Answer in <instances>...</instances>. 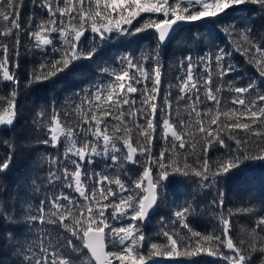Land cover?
<instances>
[{
	"label": "snow or ice",
	"instance_id": "6c2138e0",
	"mask_svg": "<svg viewBox=\"0 0 264 264\" xmlns=\"http://www.w3.org/2000/svg\"><path fill=\"white\" fill-rule=\"evenodd\" d=\"M184 25L196 28L175 62L181 74L165 79ZM144 33L139 54L106 56ZM21 48L34 61L24 87L39 93L73 75L89 87L34 108L28 145L53 151L32 170L43 176L10 186L28 146L15 135ZM0 133L10 134L0 136V264H264V185L226 205L227 191L264 170V0H0ZM205 195L215 226L202 233L192 220ZM237 215L248 218L242 235Z\"/></svg>",
	"mask_w": 264,
	"mask_h": 264
},
{
	"label": "trees",
	"instance_id": "16d2710c",
	"mask_svg": "<svg viewBox=\"0 0 264 264\" xmlns=\"http://www.w3.org/2000/svg\"><path fill=\"white\" fill-rule=\"evenodd\" d=\"M29 10L26 8L24 9L25 14H27ZM147 15V14H145ZM259 26V25H258ZM184 31L180 32L178 35L177 40L173 41L172 45L168 49L169 55L164 59V63L166 64L165 71L167 72V76L165 79H168L172 75H178L175 68V62L181 56V49L185 43L186 37L190 34V32L195 31L196 26L194 25H184ZM150 33L141 34V38H138L137 43L129 44L127 47L117 46L109 49L106 53L107 57H112L118 55L124 51H130L132 49H137V54H139L140 49L148 48L150 41L147 38ZM219 46L223 47L227 41L220 37L217 40ZM25 46H29L27 42H25ZM188 47L193 49V55L197 53V46L188 42ZM175 53V56L172 55ZM186 54V53H184ZM237 60L240 61V68L243 74L245 75H254V69L251 68L249 65L244 63L243 57L237 56ZM82 63L87 64L88 61H83ZM20 67L18 69H13L17 72L20 80L22 81L21 88L22 92L20 97H18L20 101V105L22 106L23 110V117L17 123L15 128V135L18 142L21 145H28V139L34 135L31 131V123L32 119L35 115L34 108L36 111L39 110V107H44L45 104L52 101V98L55 97V101L57 105H64L66 98L71 97L72 92L79 91L80 88L89 87V83L85 80L84 83H79L80 80H84L83 76L80 75H73L69 77L67 80L61 79L57 82L56 85L49 88L47 91H41L39 93L32 91L24 87V83L27 80L28 74L33 70L34 61L32 58L31 53H25L24 48H21V56L19 59ZM115 67V65H113ZM175 91V89H173ZM37 105L39 107H37ZM10 134L8 133H0V136L8 137ZM159 145L157 146L156 151H159ZM8 149L6 146L0 144V156H2ZM45 151H53L52 149H47L43 145H36L34 142L28 145L26 148L21 150L20 154L16 157L15 165L11 168L10 172L6 177L7 183L11 185H15L21 181L30 180L34 175L43 176V173H39L38 169L36 172H33L34 166L37 165L39 157ZM249 184L255 186L256 188L261 187L264 185V170L261 169H254L248 172L244 179L239 181L236 185L232 187L231 190L227 191V198H226V205L229 207H239L241 206V201L238 199V196L242 194L243 189L247 187ZM78 195V194H74ZM177 199V203H182L186 196H178L172 197ZM209 197L207 195L201 198V208L200 212L202 214L198 215L195 219L192 220V227L200 231L202 233L210 232L213 227L215 226L214 216L215 213L212 212L210 209L206 210L204 205L207 203ZM111 211V209H109ZM168 208L162 207L158 212L152 215L151 220L148 222V225L145 228L146 233L150 238V242H154L156 239V232L160 227L159 224V217L161 215L168 214ZM235 220V227L234 231L238 235H242L241 228L248 224V218L245 216L237 215L234 217ZM116 223V222H114ZM116 226H119L118 224ZM9 257L8 251L5 249H0V258L7 259ZM194 261L198 260L201 264H204V261H207L208 264H217L214 258L212 257H196L193 258ZM161 264H169L167 261H162ZM178 264H191L188 260H182L178 262Z\"/></svg>",
	"mask_w": 264,
	"mask_h": 264
},
{
	"label": "water",
	"instance_id": "95a60500",
	"mask_svg": "<svg viewBox=\"0 0 264 264\" xmlns=\"http://www.w3.org/2000/svg\"><path fill=\"white\" fill-rule=\"evenodd\" d=\"M183 27V26H182ZM107 250V249H106Z\"/></svg>",
	"mask_w": 264,
	"mask_h": 264
}]
</instances>
